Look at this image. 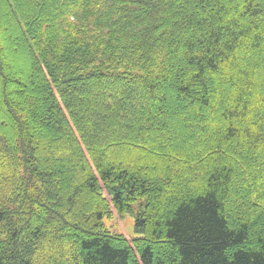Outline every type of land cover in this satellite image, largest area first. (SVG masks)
Segmentation results:
<instances>
[{"label":"trees","instance_id":"trees-1","mask_svg":"<svg viewBox=\"0 0 264 264\" xmlns=\"http://www.w3.org/2000/svg\"><path fill=\"white\" fill-rule=\"evenodd\" d=\"M0 264H264V0H0Z\"/></svg>","mask_w":264,"mask_h":264},{"label":"rangeland","instance_id":"rangeland-1","mask_svg":"<svg viewBox=\"0 0 264 264\" xmlns=\"http://www.w3.org/2000/svg\"><path fill=\"white\" fill-rule=\"evenodd\" d=\"M106 197L110 201V195L104 190ZM111 203V201H110ZM112 206V204H111ZM138 203H134L131 212H126L122 216L119 215L116 210L112 207L113 214L110 217H105L104 223L108 230L116 233H121L128 239H133L138 234L134 230L135 214L137 212Z\"/></svg>","mask_w":264,"mask_h":264}]
</instances>
